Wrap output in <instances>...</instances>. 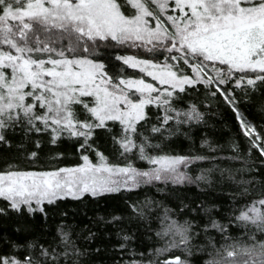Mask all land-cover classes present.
<instances>
[{"label":"snow or ice","instance_id":"snow-or-ice-1","mask_svg":"<svg viewBox=\"0 0 264 264\" xmlns=\"http://www.w3.org/2000/svg\"><path fill=\"white\" fill-rule=\"evenodd\" d=\"M124 45L168 55L159 62L115 52ZM111 60L145 76L110 75ZM258 82L264 84V0H0V142L6 143L4 133L16 128L49 133L52 144L61 138L75 139L82 160L76 166L51 170L12 166L0 170V199L8 203V210L40 213L46 220L45 206L69 197H102L145 186L158 191L185 184L211 188L217 183L215 173L223 178L226 170L213 167L193 177L185 169L215 157L159 154V145L151 138L179 133L203 120L195 104L184 109L175 106L181 102L179 93L202 84L233 107L243 134L264 161V128L258 130L248 122L236 96L223 87L232 83L235 88L255 89ZM150 107L160 111L149 127ZM110 124L121 128L113 141L123 163H111L95 145L97 130L111 132ZM88 153H94L96 160ZM128 153L151 167L137 168ZM36 155L31 153L30 159ZM247 191L244 188L242 194ZM153 205L162 209L161 223L166 224L156 234L167 239L154 250L157 259H149L148 264H188L172 249L182 248L191 255L189 245L201 231L223 235L233 223L251 235L245 236L243 247L230 246L226 256L231 264H264V193L235 209L230 218L219 217L216 205L201 203L190 209L195 215L181 220L176 210L148 198L143 203L127 202L128 215L144 221ZM186 208L179 209L180 216ZM5 213L0 209V215ZM122 220L112 215L107 223ZM74 236L70 225L62 222L54 233L59 242L55 247L50 241L28 243L26 255H0V264H79L83 252ZM87 239H94V234L89 232ZM131 240L130 235L122 236L121 252L128 250ZM207 243L212 245V239ZM128 264L137 260L129 257Z\"/></svg>","mask_w":264,"mask_h":264},{"label":"trees","instance_id":"trees-1","mask_svg":"<svg viewBox=\"0 0 264 264\" xmlns=\"http://www.w3.org/2000/svg\"><path fill=\"white\" fill-rule=\"evenodd\" d=\"M108 51L114 50L109 46ZM127 51L128 48L115 49L120 55ZM151 55L163 57L164 53L163 55L149 53L147 56ZM181 66L190 72L187 66L183 64ZM121 68L124 69L123 73L119 71ZM107 70L113 76L136 77L139 74V71L116 60L110 61ZM223 87L229 88L236 96L239 111L246 120L258 130L264 128V84L258 82L255 89L235 88L232 83ZM211 92V89L201 84L188 88L186 94L179 93L181 102L175 106L184 109L195 104L203 114V120L192 127L185 126L176 134L165 132L163 137L157 134L151 138V143L159 145V154L215 157L197 161L186 169L193 177L213 167L226 170L223 178L219 172L215 173L214 178L217 181L215 185L211 188L204 184L168 185L164 186L163 191L145 186L132 192L124 191L102 197H91L88 194L80 199L69 197L58 200L54 205H46V220L40 213L18 214L8 210V203L0 199V209L6 210L5 214L0 215V255H26L28 252L26 244L32 242L50 241L55 247L59 242L55 241L54 233L63 222L70 225L75 233L74 239L83 252L79 264H128L129 257L135 258L137 264H141V261L148 264L149 259L152 261L157 259L153 254L154 250L162 248L167 239L156 234L166 227V224L161 223L163 211L153 205L147 219L139 221L135 217H129L127 202L143 203L148 198L165 208L176 210L178 213L176 218L183 220L195 215L190 209L197 204L203 203L208 206L214 204L220 209L219 217L230 218L235 209L243 208L251 200L260 198V194L264 193V161L260 159L258 152L252 149L248 137L243 134L233 107L219 93L213 96ZM148 111L152 117L148 124L150 127L156 122L155 117L159 115L160 110L150 107ZM110 127L111 132L97 130L94 137L95 145L111 163H123V158L120 157L121 150L113 141V137L120 136L121 128L119 124H110ZM4 135L6 143L0 142V170H5L9 166L19 169L51 170L82 163L81 153L77 151L78 142L75 139L61 138L56 144H52L49 133H28L22 128L8 130ZM145 135H149L147 130ZM33 152L37 155L30 159ZM88 154L90 159L96 160L94 153ZM152 154L155 155L157 152L154 151ZM127 157L138 168L150 167L146 160L139 159L134 153L127 154ZM229 176L235 177V181ZM236 181L251 183L241 185ZM244 188L248 190L246 194H242ZM185 205L188 208L185 209L183 216H180L179 209ZM112 215H120L123 220L118 224H109L107 221ZM196 219L197 223H201L199 216ZM221 222L227 225L229 220L222 219ZM89 232L94 234V239H87ZM125 234L130 235L132 240L126 245L128 250L121 252L119 244ZM247 235H251L248 229L235 223L223 235L216 231L208 234L201 231L189 245L191 255L186 254L182 248L172 249V254L186 259L188 264H207L212 259L218 260L221 255H226L227 251L231 250V245L243 247L247 243L245 240ZM209 238L213 241L212 245L207 243Z\"/></svg>","mask_w":264,"mask_h":264},{"label":"rangeland","instance_id":"rangeland-1","mask_svg":"<svg viewBox=\"0 0 264 264\" xmlns=\"http://www.w3.org/2000/svg\"><path fill=\"white\" fill-rule=\"evenodd\" d=\"M101 45H104V44H107V42H103V41H101V42H99ZM115 42H113V44H114ZM116 48H128V51L127 52H125V53H123V54H121V55H128V56H133V57H136V58H138V59H158L159 60V62H163V59H164V56H167L168 54L165 52L164 53V55H163V57H157V55H155V56H152L151 55V57H149V56H147L148 54H149V52H147V50L145 49V48H143V47H130V46H128V45H124V46H117ZM151 54V53H150ZM153 55L154 54H156V53H152ZM130 68V67H129ZM180 68L181 69H183L185 72H187V69H184V67H182L181 65H180ZM132 69V68H131ZM134 70H137V71H139L138 69H134ZM191 71V70H190ZM190 73V72H189ZM145 76V74L144 73H141V72H139V74H138V76H136V77H133V76H124V77H127V78H141V77H144ZM149 82H151V78H146ZM128 154H130V153H128ZM132 162V161H131ZM135 166V165H134ZM72 167V166H71ZM150 167H151V165H150ZM150 167H148V168H150ZM138 168V167H137ZM148 168H146V169H143V170H147ZM139 169H142V168H139ZM185 171H187L186 169H185ZM221 256H223V257H221ZM220 256V258L217 260V259H212V260H215V261H217L218 262V264H231V261H229L228 260V258H227V256L226 255H221Z\"/></svg>","mask_w":264,"mask_h":264}]
</instances>
